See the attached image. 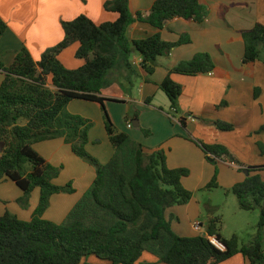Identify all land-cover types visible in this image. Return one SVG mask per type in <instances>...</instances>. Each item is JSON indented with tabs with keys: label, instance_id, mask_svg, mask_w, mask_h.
I'll list each match as a JSON object with an SVG mask.
<instances>
[{
	"label": "trees",
	"instance_id": "1",
	"mask_svg": "<svg viewBox=\"0 0 264 264\" xmlns=\"http://www.w3.org/2000/svg\"><path fill=\"white\" fill-rule=\"evenodd\" d=\"M104 8L117 13L118 20L97 25L81 15L71 22H62L64 40L45 51L40 61L36 62L26 48L17 54L11 66L0 61L4 74L0 86V181L14 182L24 192L21 199L24 204L36 188L40 189L39 204L31 221L10 213L0 217V264H88L85 259L90 256L99 260L94 264H136L147 250L165 264H221L236 255H243L251 264H264V178L259 174L264 166L243 168L249 175L231 189L241 210L261 211L249 244H241L238 235L231 239L222 237L223 219L214 216V210H210L207 236H178L167 211L192 200L193 193L182 184L190 171L170 169L165 151L148 153L143 145L119 131L102 96L114 72H123L126 81L132 84L133 54L141 57V69L151 77L158 58L168 57L175 49L191 43L188 35L174 43L164 41L160 35L130 41L128 30L133 24L139 22L157 30L176 18L202 24L209 15L207 6L200 0H156L146 16L141 13L134 16L130 0L107 1ZM6 30L7 24L0 17V34ZM242 40L243 64L260 61L264 54V25L256 24L242 32ZM77 43L80 47L75 57L85 64L68 69L59 57ZM215 71L212 57L199 53L169 70L159 88L178 114L183 87L172 80V75L197 77ZM74 100L101 107L113 149L109 163L102 164L87 151L93 123L68 111ZM137 120L136 115L133 121ZM201 122L220 131L235 129L222 121ZM144 133L151 136L150 131ZM55 139H63L72 153L96 173L88 195L61 224L43 216L55 195L73 194L75 189L72 183L55 185L61 168L48 164L34 149L36 144ZM194 142L215 165V176L208 189L217 188L219 161L240 164L223 145ZM259 147L264 154V145ZM210 237L219 240L225 251L214 247Z\"/></svg>",
	"mask_w": 264,
	"mask_h": 264
},
{
	"label": "crops",
	"instance_id": "2",
	"mask_svg": "<svg viewBox=\"0 0 264 264\" xmlns=\"http://www.w3.org/2000/svg\"><path fill=\"white\" fill-rule=\"evenodd\" d=\"M107 1L111 0H0V17L7 24L6 32L0 34V61L7 67L11 66L17 54L24 48L36 62L40 61L45 51L64 40L62 22H71L81 15H86L97 25L115 22L119 15L105 10ZM155 1L130 0L132 14L148 15ZM200 1L209 10L208 18L202 24L179 18L168 21L162 30L139 22L133 24L128 30L130 41L160 35L164 41L174 43L183 35H188L191 43L175 49L168 57L159 58L156 71L149 77L148 82L147 76L141 74V57L137 53L133 54L132 66L144 79L136 99L128 95V87L122 85L123 81L126 82V74L123 72L110 75L111 84L102 95L107 100L106 103L126 102L132 104L135 109L143 105L149 106V117H140L139 127L154 130L160 136L157 139L145 140L141 135L135 134L134 140L143 145L148 153L165 151L170 169L190 171L189 177L184 178L182 184L186 190L193 193L192 200L187 205L176 206L167 211L173 231L181 237L207 236L209 219L212 217L210 210L215 211L214 216H219L218 212L222 210V206L230 204V197L233 195L230 190L244 182L248 176L243 168L264 166V154L259 147V144L264 145V54L262 53L261 60L255 64L244 65L245 47L242 40V32L251 30L256 24L264 25V0ZM79 47L78 43L74 44L60 55L59 59L68 69L75 70L85 64L75 57ZM199 53H208L212 57L216 71L197 77L172 75V80L183 87L179 99V110L183 116L176 120L178 126H174L164 111V108H171L170 101L161 96L165 93L160 90L159 85L167 77L169 70L180 62L190 61ZM3 81L4 74L0 71V86ZM131 93L133 94V90ZM147 101H150V104ZM133 108L129 109L128 105L124 113H132ZM68 111L70 112L69 106ZM201 120L226 122L234 125L235 129L230 132L220 131L203 124ZM89 137L87 151L92 156H97V159L101 158L99 151L92 146L94 144L91 132ZM194 140L225 146L241 166L229 161H219L218 187L208 189L216 168L207 160L205 153ZM105 141L109 148L107 147V155L102 159L106 161L107 157L109 161L102 163L98 159L102 164L109 163L113 156L107 134ZM39 144L40 150H35L43 155L44 159L48 156L54 161L62 153V162L65 163L67 158L71 163H78L73 158L71 147L63 139ZM45 160L49 163L50 159ZM90 174L91 171L81 179L86 181L87 187L95 180V170ZM259 174L264 178V171ZM215 190L227 192L226 202L215 199ZM65 195L69 194L55 195L52 198L51 206L45 213L46 218L55 206L63 218L69 214L79 197L66 198ZM33 210L34 207H29L28 213L13 211V214L21 220L31 221L29 217ZM222 217L224 226L225 215ZM245 219L244 216L239 219L242 229L251 227ZM196 222L202 224L201 230H196ZM136 264L165 263L147 250ZM221 264L251 263L243 255H236Z\"/></svg>",
	"mask_w": 264,
	"mask_h": 264
},
{
	"label": "rangeland",
	"instance_id": "3",
	"mask_svg": "<svg viewBox=\"0 0 264 264\" xmlns=\"http://www.w3.org/2000/svg\"><path fill=\"white\" fill-rule=\"evenodd\" d=\"M141 74L149 77V75L146 74L144 71H141ZM143 83H144V79L142 78V75H140V73H138L135 70V74L132 77V84H130L127 81L126 82L123 81L122 85L125 86L126 88L128 87L129 91L127 94L132 96L134 99H136L137 96H139L138 92ZM131 90H133V94L131 93ZM161 96L164 98V100L168 101V98L166 95L161 94ZM128 105H129V109L133 108L132 104H129V103L127 104L126 102L118 101V102L106 103L107 111L114 125L119 129V131L128 134L133 140H134L135 134L141 135L145 140L157 139L160 136L158 132L156 133L154 130H146L143 127L135 128L134 124L132 123L136 115L138 116V121H140L141 119L140 117L148 118L150 114L149 106L143 105L141 107H137L136 109L133 108L132 113L127 112L125 114L124 110L126 111V108L128 107ZM69 110L71 113L84 117L85 119H88L93 123V126L90 130L91 138L94 144L92 146L97 151H99L101 158H98V159H100L102 163L109 161L107 157H106V161L102 159V157H105L107 155L108 144H107V141H105L106 133L104 129L103 113H102L101 107L96 103L86 102L82 100H74L70 103ZM157 110L163 113V111H160L161 110L160 108H157ZM164 111H165L166 116L169 118V122H171V124H173L174 126H178L177 125L178 123H176L177 122L176 120H179V118L183 116V114L181 112L179 114H176L171 108H168V109L164 108ZM128 124H132V129L128 128ZM144 131H150L151 136L147 137ZM57 140L59 139H55V141ZM51 141H54V140H51ZM43 144H48V143H43ZM39 146L40 144L36 145L34 149H38L37 151H39L40 150ZM45 157H46L45 159L47 160L50 159L48 160L49 163L53 164L57 168H61L60 176L56 180H54L55 185L66 186L69 183L73 184L75 193L69 194L68 196L65 195V197L66 198L79 197L77 200V203L74 205L75 207L82 199H84L88 195L93 185L92 183L90 184L91 185L90 187L89 186L87 187L86 181H82L81 179H83L89 171H91V174L92 172L94 173L95 169L91 167L89 164H87L86 162L75 157L74 155H73V158H75V161L78 162L76 164L71 163L70 161H68L67 158H65V163L62 162V159H63L62 153H60L54 161H52L51 157L50 158H48V156H45ZM94 157L97 158V156H94ZM213 166L215 167V165ZM80 184L81 186H79ZM226 193L227 192L223 190H215L214 197L216 200L220 202H226L228 198ZM23 196H24V192L14 182L8 179H2L0 181V217L4 216L6 213L13 214L14 213L13 211L20 212V213L24 211L25 213H28L29 207H34V210L31 214L32 216L30 215L29 217V219L32 220L34 218L35 211L39 204L40 189L36 188L32 192L27 204H24L23 202H21V199L23 198ZM230 198H231L230 200H232L230 201V204L226 206L223 205L222 210L218 212L219 216L225 215V224L224 226H222L221 235H223L225 239H231L234 235H238L240 237L241 244L247 245L250 243L254 235L253 233L254 228H252V225H254L253 227H255L256 229V226L258 225L259 220H260L261 211L260 209H257L256 211H252V212L243 211L240 209V207H238L237 197L235 195H231ZM67 202L68 201L65 202V205H67ZM74 207L72 208V210L74 209ZM57 209H58L57 206L52 207L47 218L45 217L46 214L43 216V218L44 219L46 218V220L50 219L51 221H54L55 223H64L72 210L69 212V214L66 217L64 216L65 218H63V216L61 215V212H58ZM241 216L246 217L245 222L247 224H250L251 227L243 228L244 230L240 228L239 219ZM240 229H242V232H240L241 231ZM263 249H264V243H263ZM98 262L99 260L94 256H90L85 259V263H88V264H94Z\"/></svg>",
	"mask_w": 264,
	"mask_h": 264
},
{
	"label": "built area",
	"instance_id": "4",
	"mask_svg": "<svg viewBox=\"0 0 264 264\" xmlns=\"http://www.w3.org/2000/svg\"><path fill=\"white\" fill-rule=\"evenodd\" d=\"M128 128H132V124H128ZM195 228H196V230H201L202 224L200 222H196ZM209 240H210L211 244L214 247H216L218 250L225 251V246L219 240H217L215 237H210Z\"/></svg>",
	"mask_w": 264,
	"mask_h": 264
},
{
	"label": "water",
	"instance_id": "5",
	"mask_svg": "<svg viewBox=\"0 0 264 264\" xmlns=\"http://www.w3.org/2000/svg\"><path fill=\"white\" fill-rule=\"evenodd\" d=\"M134 127L135 128H138L139 127V121L137 120V121H134ZM245 173L247 174V175H249V171L248 170H245Z\"/></svg>",
	"mask_w": 264,
	"mask_h": 264
}]
</instances>
